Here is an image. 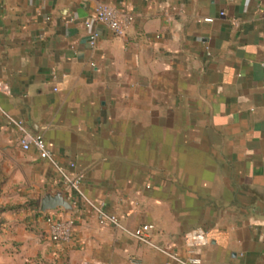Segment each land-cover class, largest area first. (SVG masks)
I'll use <instances>...</instances> for the list:
<instances>
[{"label": "crops", "instance_id": "obj_1", "mask_svg": "<svg viewBox=\"0 0 264 264\" xmlns=\"http://www.w3.org/2000/svg\"><path fill=\"white\" fill-rule=\"evenodd\" d=\"M97 4L132 16L124 36L92 22ZM0 84L3 263L177 264L81 201L40 213L66 187L9 116L123 227L154 225L180 258L201 232L200 264H264V0H0ZM48 217L77 219L68 244Z\"/></svg>", "mask_w": 264, "mask_h": 264}, {"label": "built area", "instance_id": "obj_2", "mask_svg": "<svg viewBox=\"0 0 264 264\" xmlns=\"http://www.w3.org/2000/svg\"><path fill=\"white\" fill-rule=\"evenodd\" d=\"M223 13H221L222 15ZM205 22L210 23L211 18L204 19ZM92 22L98 23L106 27L114 36L122 37L126 34L132 23V16L124 11L115 9L106 4H97L94 8L92 15ZM86 28L90 27V22L85 24ZM98 40V33L91 32L88 36V43L91 48H95ZM0 89L3 86L0 84ZM8 123L12 125L19 132L17 144L24 151L31 148L37 153L38 157L42 160H47L57 171L60 179L69 192L75 194V198L70 199L74 203L81 201L90 209L98 218L99 223L104 226H111L137 242L146 245L153 250L163 254L168 259L176 262L177 264H200V260L194 256V250L201 244H206L207 239L205 235L198 231H192L183 237V245L188 254L186 258H180L174 253L165 250L155 243H153L151 234L155 231L154 225H141L133 230H129L122 226L119 219L106 212L100 205L91 201L85 196L80 187V178L72 177L69 172L58 165L54 160L52 154L47 150L44 141L40 136L31 135L24 123L20 120L5 116ZM73 167V165H70ZM77 219L75 217L67 220H58L51 217L47 218L49 240L53 244L65 245L71 241L74 228L76 227ZM133 264H138L137 261L131 260Z\"/></svg>", "mask_w": 264, "mask_h": 264}, {"label": "water", "instance_id": "obj_3", "mask_svg": "<svg viewBox=\"0 0 264 264\" xmlns=\"http://www.w3.org/2000/svg\"><path fill=\"white\" fill-rule=\"evenodd\" d=\"M0 149L2 151H6L7 148H4L0 144ZM57 209H61L65 212H73V202L68 201L66 198V189L65 190H53L47 191L43 194L40 203H39V211L42 214H46L50 211H55Z\"/></svg>", "mask_w": 264, "mask_h": 264}, {"label": "rangeland", "instance_id": "obj_4", "mask_svg": "<svg viewBox=\"0 0 264 264\" xmlns=\"http://www.w3.org/2000/svg\"><path fill=\"white\" fill-rule=\"evenodd\" d=\"M4 261H5V263H3V260H1V259H0V264H11V262H10V261H9L10 263H7V262H8V260H4Z\"/></svg>", "mask_w": 264, "mask_h": 264}]
</instances>
